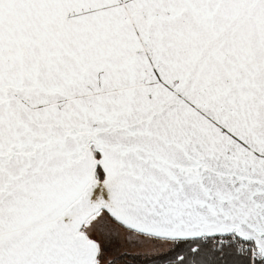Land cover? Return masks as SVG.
<instances>
[{
  "label": "snow or ice",
  "instance_id": "6c2138e0",
  "mask_svg": "<svg viewBox=\"0 0 264 264\" xmlns=\"http://www.w3.org/2000/svg\"><path fill=\"white\" fill-rule=\"evenodd\" d=\"M0 264H264V0H0Z\"/></svg>",
  "mask_w": 264,
  "mask_h": 264
}]
</instances>
